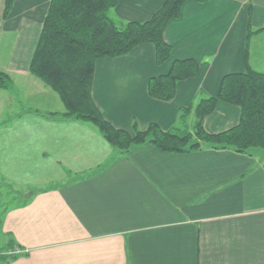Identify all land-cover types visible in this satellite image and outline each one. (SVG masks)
Wrapping results in <instances>:
<instances>
[{
	"label": "crops",
	"instance_id": "0c3cea01",
	"mask_svg": "<svg viewBox=\"0 0 264 264\" xmlns=\"http://www.w3.org/2000/svg\"><path fill=\"white\" fill-rule=\"evenodd\" d=\"M50 1L14 0L4 15L0 0V70L10 77L0 101L28 108L0 123V171L45 186L31 196L29 187L28 200L3 213L6 248H21L4 264H264V150L145 143L120 154L91 123L53 114L65 109L61 97L29 68ZM164 1L119 0L112 14L143 21ZM250 1L252 26L264 25V0H186L165 26L163 62L152 42L97 58L92 94L104 116L130 130L151 122L192 130L193 104L246 68ZM185 57L197 59L198 72L180 79L171 99L151 95L150 76ZM249 63L264 71V30L250 39ZM239 117L238 104L220 101L204 126L221 131Z\"/></svg>",
	"mask_w": 264,
	"mask_h": 264
},
{
	"label": "trees",
	"instance_id": "16d2710c",
	"mask_svg": "<svg viewBox=\"0 0 264 264\" xmlns=\"http://www.w3.org/2000/svg\"><path fill=\"white\" fill-rule=\"evenodd\" d=\"M185 1L165 0L150 18L140 21L115 17L112 10L119 0H51L29 68L61 97L65 109L52 113L60 114L61 119L91 123L120 154L145 143L176 152L203 147L231 148L239 152H250L255 147L264 150V71L249 63L250 39L255 32L264 30V25L252 26V1L246 33V68L225 73L217 93L203 95L193 104L196 121L192 130L187 126L164 129L156 122H151L145 129L136 123L131 130L118 127L104 116L95 102L92 85L97 58L125 54L141 43L152 42L156 62H163L171 54V44L163 35L165 26L171 18L180 15ZM13 2L5 0L4 15L10 11ZM198 69L196 58H176L167 72L150 76L149 93L171 99L178 81L195 75ZM9 82L8 73L0 70V85L8 87ZM220 101L238 104L239 120L224 130L208 131L204 117ZM191 107L184 106L182 115ZM41 189L45 186H32L29 196ZM13 250L0 251V264L20 254Z\"/></svg>",
	"mask_w": 264,
	"mask_h": 264
},
{
	"label": "rangeland",
	"instance_id": "374dc122",
	"mask_svg": "<svg viewBox=\"0 0 264 264\" xmlns=\"http://www.w3.org/2000/svg\"><path fill=\"white\" fill-rule=\"evenodd\" d=\"M28 99L29 98H22L23 101H26ZM20 100L21 99L12 97L6 98L5 101H0V123L10 121L13 117L24 111V109H28L27 106H23L24 104L20 103ZM193 119L189 125L194 122ZM44 185H50V183ZM31 186L35 187L36 184L15 183L5 178L0 171V219L2 218L3 213L9 207L24 201V199L26 198V194L30 190H28V188ZM5 239L6 235L2 233L0 228V251L5 250V248L7 247L4 243Z\"/></svg>",
	"mask_w": 264,
	"mask_h": 264
},
{
	"label": "built area",
	"instance_id": "2783aa9c",
	"mask_svg": "<svg viewBox=\"0 0 264 264\" xmlns=\"http://www.w3.org/2000/svg\"><path fill=\"white\" fill-rule=\"evenodd\" d=\"M10 251H11V250H10ZM13 251H14V252H16V251H17V252H20V251H21V248H19V247L17 248V247H16Z\"/></svg>",
	"mask_w": 264,
	"mask_h": 264
}]
</instances>
